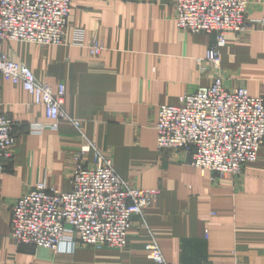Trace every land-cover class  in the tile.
I'll return each mask as SVG.
<instances>
[{"label": "crops", "instance_id": "crops-1", "mask_svg": "<svg viewBox=\"0 0 264 264\" xmlns=\"http://www.w3.org/2000/svg\"><path fill=\"white\" fill-rule=\"evenodd\" d=\"M174 0H75L68 45L0 42V53L28 67L43 84L65 87L58 130L42 134L30 126L46 123L42 106L21 85L0 76L3 112L20 121L16 145L0 174V264H156L145 245L155 241L168 264H264V148L240 176H220L192 166L183 151L160 152L155 125L160 106L222 77L227 89L244 88L264 99V25L229 33L218 68L203 69L215 35L181 31ZM247 20H264V0H251ZM83 45L75 46V33ZM97 41L99 56L88 48ZM71 120L81 125L77 129ZM95 147L131 186L159 189L160 197L133 221L124 249L79 244L52 252L18 246L11 238V209L38 183L72 190L76 154ZM87 166L94 152L82 156Z\"/></svg>", "mask_w": 264, "mask_h": 264}, {"label": "built area", "instance_id": "built-area-1", "mask_svg": "<svg viewBox=\"0 0 264 264\" xmlns=\"http://www.w3.org/2000/svg\"><path fill=\"white\" fill-rule=\"evenodd\" d=\"M75 0H0V42H25L39 46L68 45L69 19ZM251 0H174L179 30L215 35V42L198 64L218 68L220 52L229 33L243 34L255 24L247 20ZM75 46L83 45V33H75ZM93 56L104 51L101 43L88 46ZM0 76L21 85L45 109L47 122L30 126L33 134L58 130L64 111L65 87L57 90L39 82L26 66L0 53ZM80 129L78 121L71 120ZM20 121L7 116L0 104V174L3 160L16 145L15 128ZM160 152L177 150L191 156L201 172L240 176L258 162L264 148V99L252 97L244 88L231 91L222 77L180 99L179 105H162L155 125ZM76 154L70 192H59L38 183L15 201L11 209V238L18 246L52 252L74 251L79 244L101 249H124L133 221L160 197L159 189L133 187L120 177L113 162L92 143ZM94 152L87 166L82 156ZM149 259L168 264L155 241L145 245Z\"/></svg>", "mask_w": 264, "mask_h": 264}, {"label": "rangeland", "instance_id": "rangeland-1", "mask_svg": "<svg viewBox=\"0 0 264 264\" xmlns=\"http://www.w3.org/2000/svg\"><path fill=\"white\" fill-rule=\"evenodd\" d=\"M87 146V145H86ZM172 151V150H171ZM102 153V152H101ZM104 155V154H103Z\"/></svg>", "mask_w": 264, "mask_h": 264}]
</instances>
